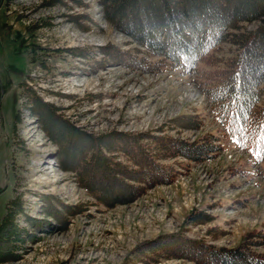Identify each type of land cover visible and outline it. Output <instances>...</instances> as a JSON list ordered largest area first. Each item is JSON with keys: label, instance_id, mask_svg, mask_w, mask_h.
<instances>
[{"label": "rangeland", "instance_id": "rangeland-1", "mask_svg": "<svg viewBox=\"0 0 264 264\" xmlns=\"http://www.w3.org/2000/svg\"><path fill=\"white\" fill-rule=\"evenodd\" d=\"M259 23L243 21L247 29ZM108 42L136 46L139 55L157 57L109 22L100 0H0V218L7 199L17 194L26 212L36 217L51 218L42 209L45 194L82 203L65 228L36 231L39 239L26 241L27 250L0 264H121L138 244L160 233L181 231L215 246L233 247L249 233L264 231V159L256 162L225 135L203 92L207 71L223 67L236 46L222 41L195 68L168 65L144 71L113 62L94 64L98 47ZM74 46L93 50L89 61L66 49ZM31 89L58 114L93 134L111 128L154 133L165 127L195 139L212 132L222 150L202 161L177 157L182 165L177 164L180 173L172 182L107 206L94 201L75 171L59 163L58 145L29 107ZM185 111L199 112L202 125L170 128L173 118ZM242 168L245 173L233 171ZM199 212L210 220H193ZM218 230L222 233L216 235ZM254 249L264 253V243ZM146 264L197 263L170 257Z\"/></svg>", "mask_w": 264, "mask_h": 264}, {"label": "trees", "instance_id": "trees-1", "mask_svg": "<svg viewBox=\"0 0 264 264\" xmlns=\"http://www.w3.org/2000/svg\"><path fill=\"white\" fill-rule=\"evenodd\" d=\"M100 2L109 22L157 57L139 55L141 50L136 46L121 48L108 42L98 47L100 56L91 59L98 67L113 62L144 71H158L168 65L194 68L215 45L222 41L234 44L236 51L225 65L207 71L209 82L203 91L227 134L256 158L264 155V0ZM251 20L260 23L253 29L244 28L243 21ZM66 49L86 61L94 53L76 46ZM26 99L40 116L48 137L58 145L56 156L62 167L74 170L75 179L94 201L107 206L130 202L156 184L172 182L180 173L177 164L182 165L177 157L202 161L221 149L212 132L195 139L172 134L165 127L154 133L111 128L93 134L58 114L33 89ZM170 124L178 131L197 129L202 117L196 111H185ZM43 199V212L51 218L28 214L20 194L7 199L0 218V261L27 250L26 241L40 238L36 231L65 228L68 216L82 207L81 202H63L53 194H45ZM192 219L204 222L210 215L199 212ZM221 233L218 230L216 235ZM259 243H264L261 230L249 233L233 247L215 246L181 231L160 233L138 244L133 256L121 264H146L170 257L187 258L197 264H264V253L254 249Z\"/></svg>", "mask_w": 264, "mask_h": 264}]
</instances>
